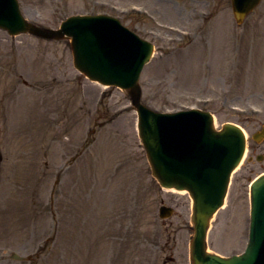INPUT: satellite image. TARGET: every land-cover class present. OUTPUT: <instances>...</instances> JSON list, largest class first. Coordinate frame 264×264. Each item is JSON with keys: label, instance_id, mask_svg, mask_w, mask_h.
<instances>
[{"label": "rangeland", "instance_id": "obj_1", "mask_svg": "<svg viewBox=\"0 0 264 264\" xmlns=\"http://www.w3.org/2000/svg\"><path fill=\"white\" fill-rule=\"evenodd\" d=\"M18 3L50 29L72 14L117 18L154 45L144 105L242 128L246 152L207 236L210 251L240 253L249 186L264 173V139L251 138L264 124V0L239 25L230 0ZM135 123L129 93L79 73L67 38L0 29V264H190L191 200L151 176ZM161 205L172 215L160 218Z\"/></svg>", "mask_w": 264, "mask_h": 264}, {"label": "water", "instance_id": "obj_2", "mask_svg": "<svg viewBox=\"0 0 264 264\" xmlns=\"http://www.w3.org/2000/svg\"><path fill=\"white\" fill-rule=\"evenodd\" d=\"M259 1L231 0L235 22L242 23ZM0 28L10 35L30 33L48 40L67 37L73 66L79 72L101 84L129 91L152 176L164 188L186 190L192 200L191 264H264V174L250 186V229L245 253L222 258L207 251L209 221L221 206L230 173L242 157L244 135L231 123L215 131L207 112L159 113L142 105L138 78L150 57V43L106 15L69 16L54 30L36 26L23 18L17 0H0ZM253 138L264 139V126ZM171 213L169 207L159 208L160 217Z\"/></svg>", "mask_w": 264, "mask_h": 264}, {"label": "bare ground", "instance_id": "obj_3", "mask_svg": "<svg viewBox=\"0 0 264 264\" xmlns=\"http://www.w3.org/2000/svg\"><path fill=\"white\" fill-rule=\"evenodd\" d=\"M241 162H242V159H241ZM241 162L240 161L238 162V164L235 166V168L233 169V171L236 170V168L240 165ZM169 191L178 192V193H181V194L185 193V191H175V190H169Z\"/></svg>", "mask_w": 264, "mask_h": 264}]
</instances>
